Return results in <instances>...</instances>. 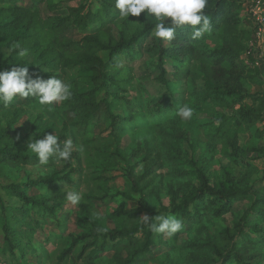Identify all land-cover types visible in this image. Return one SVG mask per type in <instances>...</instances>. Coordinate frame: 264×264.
<instances>
[{
	"label": "trees",
	"instance_id": "16d2710c",
	"mask_svg": "<svg viewBox=\"0 0 264 264\" xmlns=\"http://www.w3.org/2000/svg\"><path fill=\"white\" fill-rule=\"evenodd\" d=\"M43 3L49 13L46 16L41 13ZM243 4V0H207L203 12L211 20V29L194 40L191 26L179 27L175 38L169 42L154 37L157 21L151 14L141 12L139 16L129 14L128 18H122L115 8V0H0V51H8V55L0 59V70H11L20 64L25 65L34 78L56 75L62 80L68 71L79 73L66 82L72 93L70 98L57 104L67 122L59 132L61 144V139L67 135L92 133L99 124L104 125L106 134L84 141L88 153L96 149L90 141L98 145L115 139L125 130L149 127L161 130L164 137L161 151L148 146L144 153L137 154L141 149L138 147L132 153L133 164L127 162L126 178L131 191L138 195L137 207L128 213L133 219L131 223L104 227L85 211L84 217L78 218L80 232L68 235L66 246L54 264H65L75 248H79L78 256H84L90 263L105 257V264H143L154 259L157 249L170 252L181 235L192 233L202 236V241L181 245L198 250L196 253L207 252L193 264H260L255 259L264 257V228L260 226L264 224V175L255 181L243 182L227 163L222 167L223 177L213 179L204 153L199 157L194 155L185 132L173 134L168 130L177 124L181 126L177 112L187 102L193 107L206 101L230 108L238 105L231 114L217 117V125L206 134L208 148H219L230 163L256 171L237 136L242 129L249 130L260 122L263 125L256 128L253 135L264 136V92L250 94L247 90L253 80L250 72H260L264 66L250 68L241 60L251 36L250 23L241 13ZM134 17L139 27L129 33L124 24L129 26ZM241 24H246V42L240 37L243 33L237 31ZM211 36L220 39L218 47L207 46L206 41ZM147 40L150 41V47L145 50L149 74L140 79H152L165 89L157 103L127 96L134 79L130 63L140 56V46ZM17 44L28 50L30 59L19 56ZM121 57L126 64L120 62ZM192 64L197 65V71ZM19 97L8 104L0 102V114L10 116L4 126L0 121V163L51 166L58 161L63 168L62 172L33 180L0 184V190L7 197L21 203L6 206L0 195V251L9 253L12 261L37 251L31 241L36 233V225L32 223L37 224L30 218L32 210L41 218L54 219L50 223L57 228L56 232L64 228L56 214L66 192L51 198H37L30 196L28 190L77 186L75 176L79 173V154L74 151L66 161L51 157L47 165L39 164L27 144L49 132L30 139V134L22 136L14 129L13 125L24 112L20 113L17 108L15 99ZM24 99L26 106H52L40 104L35 97ZM141 164V173L136 175L135 169ZM162 167L167 168L170 179L167 205L160 197V186H153L156 173ZM241 202L246 203L245 208L234 212V206ZM169 214L184 224L171 237L153 233L143 220L147 215L150 223H156V216ZM227 214L234 216L232 223L208 234L206 223Z\"/></svg>",
	"mask_w": 264,
	"mask_h": 264
},
{
	"label": "rangeland",
	"instance_id": "374dc122",
	"mask_svg": "<svg viewBox=\"0 0 264 264\" xmlns=\"http://www.w3.org/2000/svg\"><path fill=\"white\" fill-rule=\"evenodd\" d=\"M249 1V0H243ZM243 11V10H242ZM41 13L46 16L48 13L46 4L41 5ZM58 13V11L56 12ZM242 13V12H241ZM131 19L129 26L124 24L127 29L125 31H132L138 28L139 23L135 19ZM238 32L243 42L247 40L246 24L238 26ZM71 35L75 33L69 31ZM77 38V37H76ZM221 43L216 36H211L206 41L209 48H216ZM150 47V41L147 40L140 46V56L134 59L130 65L133 68L134 79L129 86L127 96L129 98H143L151 103H157L163 97L165 89L158 83L153 82L152 79L141 80L140 78L149 74L146 69L147 55L145 50ZM8 55L7 50L0 51V59ZM103 55V54H101ZM28 59L31 58L29 54L26 55ZM122 64H126L124 57L120 58ZM192 68L197 71V65L192 64ZM249 72V71H248ZM261 72V73H260ZM251 71L253 77L252 83L248 84L247 90L250 94L264 92V67L262 71ZM79 76L78 71H68L63 80L67 82L70 79ZM152 78V77H151ZM169 100V96H166ZM248 101V100H247ZM16 105L22 113L21 117L13 125L22 136L30 134V139L39 133L47 131L51 134H56L59 137V132L62 127L66 125V121L58 108L57 104L53 102L52 106L42 107L40 105L26 106L25 99L19 97L15 99ZM192 109V116L190 119L181 118L182 123L175 125L168 129L173 134L184 131L188 137V141L194 148V155L197 157L203 152L205 160L208 162V173L211 178L220 179L224 172L222 167L229 163L233 168L235 176L242 179L243 182H252L260 179L264 175V136L256 137L253 135L254 130L263 125L262 122L257 123L249 130L242 129L238 132V141L240 146L246 150V158L248 162L253 164L256 171L251 172L247 167L230 163L228 158L221 152L219 148L209 150L208 139L206 134L213 131L217 125L216 119L218 116L229 115L238 108V105H233L232 108L218 105L212 101H206L200 106L193 107L191 104L185 103L184 107ZM17 109V110H18ZM0 114L1 124L4 126L9 120L10 116ZM104 125L99 124L95 127L94 132L80 135H67L62 138V143L66 139H70L73 144V151L78 152L79 162H77L78 172L75 176L77 186H62L60 189L48 190L47 188H30L28 194L34 197L45 196L51 198L54 194H62L69 190H75L82 194V202L79 205H72L66 200V195L61 206H59L56 214L57 220L64 226L61 232H56L57 228L52 226L50 222L54 219L41 218L32 210L30 218L37 221V224L32 223L36 228V233L32 236V245L36 248V253L26 254L25 257H18L17 260L12 261L9 253H2L0 251V264L4 262L7 264H54L60 252L65 248L68 235L78 234L81 230L79 217H84L85 211L90 215H94L97 221L104 227H114L122 224L129 225L132 218L128 217V213L137 207L138 195L133 193L130 189V184L126 178L127 162L133 164L132 153L140 147L137 154L144 153L146 147L152 148L154 151H161L163 149V136L161 130L154 128L134 129L128 132L122 131L119 135L110 141H102L101 144L96 145L95 142L90 141L91 145L95 146V152H89L84 148V141H89L97 135H105L103 131ZM190 150V149H188ZM72 151V152H73ZM58 158V156H53ZM75 164V161H72ZM242 166V167H241ZM63 164L56 161L51 166H11L0 163V184L9 182H25L27 180L36 179L39 176L51 174L52 172H62ZM142 170V164L135 169V174L139 175ZM68 169L66 170V172ZM169 177L167 175V168L162 167L153 180V186H160V197L164 205H167L168 198L166 191L168 189ZM6 206H19L21 203L14 199L7 197L2 190H0ZM100 198V196H102ZM246 203H237L234 206V212L245 208ZM81 215V216H80ZM234 216L227 214L219 219H211L206 223V230L208 234H213L217 229L228 226L232 223ZM2 218L0 216V224ZM264 228V224H260ZM202 236L196 233L181 235L177 242L174 243V249L167 251L165 249H157L154 259L148 260L143 264H193L199 261L207 252L196 253L191 247L182 246V242L200 243ZM0 234V245H1ZM165 250V251H164ZM79 248H75L71 255L67 258L65 264H105L106 258L95 260L94 262H87L85 257H79ZM256 258L255 261H260L264 264V257ZM254 262V261H253Z\"/></svg>",
	"mask_w": 264,
	"mask_h": 264
},
{
	"label": "clouds",
	"instance_id": "9594fccd",
	"mask_svg": "<svg viewBox=\"0 0 264 264\" xmlns=\"http://www.w3.org/2000/svg\"><path fill=\"white\" fill-rule=\"evenodd\" d=\"M207 0H115V8L122 18L139 16L141 12L151 14L157 21L153 33L156 38H163L171 42L175 38L176 29L191 26V38L198 39L211 29V20L204 14ZM165 18H170L167 20ZM199 26V27H197ZM19 56L27 55L28 50L16 45ZM71 90L68 83L52 75L47 79L33 77L25 65L18 64L11 70H0V102L11 103L19 95L22 98L35 97L42 105H51L70 98ZM177 114L185 119H190L192 109L182 107ZM28 149L34 153L40 165H47L50 158L58 156L60 159H70L73 144L66 139L62 144L56 134L46 133L43 138L32 139L27 144ZM82 194L75 190L66 193V200L72 205L82 202ZM144 223L153 233H164L171 237L183 227V221L171 214L156 216V223H150V217L143 216Z\"/></svg>",
	"mask_w": 264,
	"mask_h": 264
},
{
	"label": "built area",
	"instance_id": "2783aa9c",
	"mask_svg": "<svg viewBox=\"0 0 264 264\" xmlns=\"http://www.w3.org/2000/svg\"><path fill=\"white\" fill-rule=\"evenodd\" d=\"M242 16L250 23L251 36L241 60L250 68L264 66V0H249L243 4Z\"/></svg>",
	"mask_w": 264,
	"mask_h": 264
}]
</instances>
